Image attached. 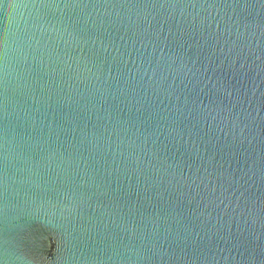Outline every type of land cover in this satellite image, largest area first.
I'll return each mask as SVG.
<instances>
[{
	"label": "water",
	"instance_id": "obj_1",
	"mask_svg": "<svg viewBox=\"0 0 264 264\" xmlns=\"http://www.w3.org/2000/svg\"><path fill=\"white\" fill-rule=\"evenodd\" d=\"M0 264H264V0H0Z\"/></svg>",
	"mask_w": 264,
	"mask_h": 264
}]
</instances>
